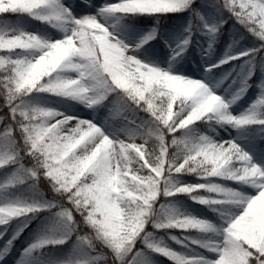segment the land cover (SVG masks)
<instances>
[{"label":"snow or ice","instance_id":"snow-or-ice-1","mask_svg":"<svg viewBox=\"0 0 264 264\" xmlns=\"http://www.w3.org/2000/svg\"><path fill=\"white\" fill-rule=\"evenodd\" d=\"M205 2L227 19L205 23L199 11ZM80 4L92 8L94 0ZM181 13H189L188 23L184 38L170 49V62L184 58L195 32L207 36L202 55H210L224 24L234 22L229 51L205 68L211 73L243 61L239 86L230 99L216 95L201 80L137 59L138 50L155 39L157 28L129 48L103 22L109 17L147 16L159 25L163 17ZM0 14L27 17L62 34L44 39L20 29L17 20H0V51L6 53L0 56V169L12 170L0 182V192L30 181L29 189L39 196L0 205V226L44 212L58 225L55 236L36 240L22 258L65 245L75 236L72 249L58 264H153L154 254L171 264H264V167L253 163L233 140L215 141L194 132L197 122L264 128V79L255 84L259 95L244 113L229 112L253 87L258 66L264 74V0H118L78 18L63 0H0ZM248 37L252 46L232 54ZM34 93L71 100L94 113L101 108L111 111L115 102L124 124L104 126L30 104ZM153 140L150 151L147 146ZM26 158L31 167L25 166ZM132 164L138 167L130 168ZM185 175L204 183L182 184L178 178ZM214 179L250 187L254 194L244 195ZM41 180L50 189L48 199L40 190ZM179 196L217 213L222 226L160 203L161 197L169 201ZM230 208L239 212L226 211ZM23 227L0 249V260ZM173 230L194 231L201 239L178 238L170 234ZM156 233H164L183 251L174 250ZM4 234L0 232V239Z\"/></svg>","mask_w":264,"mask_h":264},{"label":"rangeland","instance_id":"rangeland-1","mask_svg":"<svg viewBox=\"0 0 264 264\" xmlns=\"http://www.w3.org/2000/svg\"><path fill=\"white\" fill-rule=\"evenodd\" d=\"M118 0H94V7L88 8L84 7L80 4V0L78 2L74 0H63V3L66 7L71 8L73 15L75 17H80L83 15H94L95 14V8L101 6L102 4H110V3H116ZM204 22L208 24H214L215 23V17L212 16L210 13H205L204 16ZM119 21V17H109L104 19V23L106 26L109 27L110 31L114 36H116L117 39L121 40L123 43L129 46V48H135L137 44H139L141 41L148 39L151 29L157 28L155 39H158V37L162 38V30L163 28L159 25L151 26L147 24H133V27L136 30L133 37L134 39L130 38L128 35V32L124 36H120L118 33L113 31L112 27L116 25ZM17 25L20 29L31 32L33 34L39 35L44 39H59L61 38L62 34L54 29L53 27L49 26L48 29L44 28V32L41 31V25L38 21L29 19L27 17H24L17 21ZM160 39V38H159ZM151 40H149L148 43H145L143 47H141L137 54L136 58L140 59L141 62L149 64L150 66H153L152 62L155 60L154 57H157L159 60V67L162 70H168L171 74L176 75H182L183 73L186 75V66L183 64L182 66H178L176 64H171L170 57H171V51L170 49L174 48L176 45L169 43L167 48L164 52L157 53L155 50L150 49L148 50L146 47L149 45ZM207 46V36H198L192 38V44L189 46L188 49V59L192 66L197 67L200 69V74L198 76H192L191 79H197L201 80L202 82H205L208 84L210 89L214 90V93L216 95H219L223 98L230 99L233 93L238 88V72L234 70V67L230 65H224L222 69H214L211 73H206L205 68L210 67L211 64L217 63L221 58L225 56L226 50L220 45L217 46L214 45V51L208 56L202 55V50L206 48ZM186 69V70H185ZM228 73H231V75H228ZM73 78H75V74H72ZM225 76H227V79H225ZM233 81H237V83H234ZM259 95V89L257 88H249L248 92L235 104H232L229 108V112L233 116H239L242 113L246 111V106L243 105V99L246 98V105L249 108V106L255 102L257 96ZM80 105V104H79ZM81 111L78 113L71 115V116H78L81 119H87V120H94L95 123L103 124L104 126L112 125L114 127H117L114 125V123L110 120H108L104 115L100 114L99 112H92L86 108H84L82 105H80ZM74 126V121L72 122ZM106 131H111L110 128H106ZM121 139L124 137L121 136ZM215 141L220 140H233L238 144V146L241 147L243 151L248 153L250 157L252 158V162L257 164L260 167H264V149H258V147H255V145L250 141L247 134L241 130V129H235L230 126H225L216 134L214 138H211ZM137 143H141L139 140L136 141ZM149 150L151 151L152 148L150 146H147ZM130 168H136L138 167L135 164H132L129 166ZM146 174V170H144V173ZM131 175V173H130ZM179 182L182 184H190L186 178L179 177ZM212 182L218 183L226 188H231L237 191L242 192L244 195H252L254 194V189L234 184L231 181H225V180H219L214 179ZM182 197L184 202L192 201L187 196H179ZM175 198V197H174ZM171 198V199H174ZM13 194L6 192H0V205H3L4 203H7L11 200H17ZM193 202V201H192ZM172 206V205H171ZM179 214L182 215H191V209L187 210H180V208H176L175 206H172ZM226 211L232 212V213H238L239 209L230 208L226 209ZM204 214H207L208 210L203 211ZM217 215V213H216ZM217 227L222 226V220L219 215H217ZM196 217V216H195ZM35 218H28L29 223L31 221H34ZM22 219V222L25 221L26 218H19ZM16 219L12 220L7 226H0V232L5 233L3 238L0 239V249H3L5 246L6 241L20 228H22L19 223H14ZM175 231V230H174ZM175 233V232H174ZM47 235L50 237L55 236L56 233L52 232L49 233L45 228H41L40 230H32L31 233H20V236L18 239H16L13 242V245L11 246V250L7 253V255L4 257L1 262H6L8 264H18V262H21V264H47L41 255V250L34 251L30 256H24L22 258V253H24V250L29 247L30 244L35 242L38 239L47 238ZM157 236H163L165 243L168 244V246L172 247L174 250L179 251L178 248L172 244V241L167 238V236L164 233H156ZM175 235V234H171ZM63 246V245H62ZM203 251V250H202ZM205 255H208L207 253H204ZM163 258V257H162ZM166 259V258H164ZM169 262V261H168ZM171 263V262H169Z\"/></svg>","mask_w":264,"mask_h":264},{"label":"trees","instance_id":"trees-1","mask_svg":"<svg viewBox=\"0 0 264 264\" xmlns=\"http://www.w3.org/2000/svg\"><path fill=\"white\" fill-rule=\"evenodd\" d=\"M199 11H200V14L202 17L204 16L205 13L212 14L215 17L216 23L219 22L221 19H227L226 15H222L219 12L215 11L213 8H209L207 6V2H205L204 4L201 5ZM188 18H189V13H181V14L169 15V16L163 17L159 23L160 25L163 26L162 38L160 37V39L152 41V43L147 47V49L148 50L153 49L157 52L155 54H159V52L165 51L166 46H168L169 43H174L176 41L180 42L185 36L183 29L188 23ZM3 19H7V20H10L13 22H15L17 20V18L12 16L11 14H0V20H3ZM129 21H132V22L135 21L137 24L143 23V24H150V25H153V23L155 22L151 17H147V16H136V17H131V18L130 17H120V22L116 25L115 28L118 29L119 31H122L123 26H125V25L128 26ZM233 23H234L233 21L229 20L227 23L224 24V27L222 29V34L218 37V40H217L218 45H225V47L229 49V44L231 43V41L234 37L235 31H236V29L233 28ZM47 26L48 25H46V24H41L42 33H45L44 27H47ZM193 35L194 36H202L199 32H195ZM252 39H254V38H252ZM250 46H252V41H251V38L248 37L246 39L240 40L239 43L231 50V53L235 54L239 50L246 49ZM5 54H6L5 52L0 51V56H3ZM155 58L156 59L154 60V62L157 65L156 62H157L158 58L157 57H155ZM257 59L259 62V57ZM176 62H180V63H183L185 65H189L188 64V58H187L185 53H184V58L178 59V61H176ZM242 63H243V61H236L233 63L234 68L239 73L242 71L240 68V65ZM187 69H189V68H187ZM189 71L191 72V74H197L196 70L193 71L191 69ZM2 73H3V69H0V75H2ZM257 76H259L260 78L258 79ZM262 79H264V74H262V71L258 66L256 69V75L253 78V80L255 81V83H253V86L256 87L255 84L260 83ZM158 102L159 101H157V103ZM28 103L33 104V105H37V106H41V107H45V108H50V109H53V110H56L59 112H63L65 115H74V114L78 113L79 111H81V107L78 103H74L71 100H65V99H61L59 97L50 96V95L42 94V93L41 94H36V93L32 94L28 98ZM109 107L111 108V111H109L108 109H105V108H101L99 113L104 115L108 120L112 121L115 126L121 127L124 124V119H123L124 114L118 111V105L115 102H113ZM173 107H174V111H175L176 106L174 105ZM139 118H146V114L145 113H139ZM194 126H196V125H194ZM220 128H221V126L216 125L214 122L209 123V124H203V123L199 124V122H197V126L195 127L194 132L197 136L205 135L207 137H212V136H214L216 131L219 130ZM242 130L247 131L249 133L250 137L257 144H259V145L264 144V128L247 127V128H243ZM176 135H177V137H179L181 135V133L177 132ZM168 139L170 140L171 137H169ZM149 145L152 146V149H153L154 145H155V141L154 140L150 141ZM181 148H182V146H181ZM25 166L26 167L32 166V164L30 163V158L25 159ZM7 170L12 171L10 168L0 170V174L2 176L1 180L5 179L6 176L9 174V173L5 172ZM181 177L186 178L191 184L204 183V181L197 180V177L195 175H185V176H181ZM29 183H30V181L23 184V185L16 186L15 189H9V192L12 193L19 200H22L24 202H31L32 200H38L39 196L37 194L33 193L29 189ZM39 187H40L41 192L44 193L45 199L50 198V189L47 187V183L45 181L41 180ZM204 195H208V194L204 193ZM160 203H167V204L171 205V200L165 201L164 198L161 197ZM174 203H177L178 207H181L182 210L184 209V207H189V208H193V209H196V208L205 209V208H207V207H203V206L198 205V204H194L192 202L184 203L183 199L180 197L175 198ZM207 209H209V208H207ZM53 211H55V210H53ZM210 214H213V211H210ZM203 219L208 220V219H210V217L204 216ZM28 220L29 219L26 218L25 221L22 222V219H16L13 224L16 225V223H19V225L21 227H23V225L25 223H27V227H23V231H22L23 234L25 232L31 233L32 230L37 231V230H40L41 228H45L49 233H52V232L56 233V229L58 227L56 218L47 212L38 214L37 218L34 219V221H31L30 223ZM209 221L216 225L215 221H212V220H209ZM170 234H175V236H177L178 238H180L183 235V236H189L191 239H201L200 234H197L194 231H192L190 233L181 234V233L173 230ZM47 237H50V236L47 235ZM74 240H75V236H73L72 239H70L68 241V243L63 245V246H56V247L48 246V247H45L43 249H40L42 252L41 253L42 258L44 259V261L47 264H58V262L61 259H63L64 257H66L67 254L69 253V251L72 249ZM173 244L178 248L179 251H183V248L180 245H176L174 242H173ZM152 260H153V264H171L166 259L159 257L158 255H155V254L152 257Z\"/></svg>","mask_w":264,"mask_h":264},{"label":"bare ground","instance_id":"bare-ground-1","mask_svg":"<svg viewBox=\"0 0 264 264\" xmlns=\"http://www.w3.org/2000/svg\"><path fill=\"white\" fill-rule=\"evenodd\" d=\"M0 264H8V263H6V262H1V260H0Z\"/></svg>","mask_w":264,"mask_h":264}]
</instances>
